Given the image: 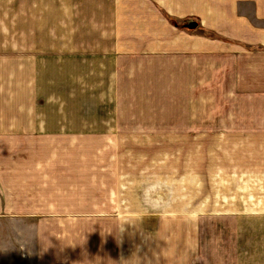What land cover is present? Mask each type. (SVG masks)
Wrapping results in <instances>:
<instances>
[{"label":"crops","instance_id":"crops-1","mask_svg":"<svg viewBox=\"0 0 264 264\" xmlns=\"http://www.w3.org/2000/svg\"><path fill=\"white\" fill-rule=\"evenodd\" d=\"M56 4L0 0V264H264V205L229 261L194 207L135 205L201 176H256L264 199V0H70L58 22ZM169 136L200 143H176L174 176L125 160L124 137Z\"/></svg>","mask_w":264,"mask_h":264},{"label":"rangeland","instance_id":"rangeland-1","mask_svg":"<svg viewBox=\"0 0 264 264\" xmlns=\"http://www.w3.org/2000/svg\"><path fill=\"white\" fill-rule=\"evenodd\" d=\"M56 20L57 22L62 19V11L63 7L65 6L64 3L69 2L70 0H56ZM72 5L69 6V9L73 12V6H78L79 0H71ZM136 7V6H135ZM142 15V14H141ZM105 19H107L105 17ZM169 19H171L169 17ZM74 24H72V28H85V24H81L80 17L74 16ZM110 24V19H107ZM139 20V17L138 19ZM58 26V25H57ZM72 29V30H73ZM210 35H218L219 32L211 29ZM75 47H79L80 43H76L74 45ZM132 139V137H124L123 138V144L128 145L129 143L131 146L134 144L135 151H126L123 152V154L126 155L125 160L127 159H135L136 160V166L139 164H143L144 160H154L156 158H160V156L167 155V161L169 162L168 166L164 168H153L152 170L156 172L157 174L163 175L166 173L167 175H175L176 168H175V161L177 158V154L175 152V145L176 143H183L181 141V138L177 137H163V138H155L154 140H149L151 138L149 137H135V142L130 141L127 142L128 139ZM192 137H190V141L187 142V140H184V145L186 143L188 144H200L198 142L192 143ZM157 140V141H155ZM202 142V141H201ZM205 143H207L206 138L204 139ZM155 144V146H154ZM158 144H161L162 148L166 147L167 152L160 153L158 151ZM186 149V148H185ZM131 150V149H130ZM193 153L191 151H185L184 155L186 156H199L201 159H203L204 163H208L209 161V155H213L215 153H209L207 151H200L199 155H192ZM145 158V159H144ZM163 160V159H162ZM172 162V163H171ZM171 165V167H169ZM201 182L197 184H185L184 188L185 190L188 189L190 191L189 198L184 197L182 201H178L175 197V185L173 184H163L161 185L162 191L160 193H152L149 192V185H139L138 190L136 192L137 200L135 201L136 205V211H142L143 208H150L151 210H172L176 207H180L181 202H184V208H192L194 207L195 210H197L200 213L201 217V225H210L214 226L216 229H220L215 235H213V238H215V242L213 243L216 247V259L218 260L220 257H223L225 259L232 260L233 258L231 256H235L234 250H230L232 241L234 238L236 239V226L238 222L240 221V218L242 215H239L240 213L248 212L252 208L256 207V204L258 203L261 205V207L264 205V199L258 200L256 198V188L260 186L262 188V184L256 183V176L251 177H235L232 176L230 178H227L229 180L228 183H211L209 181L208 176H201L200 177ZM222 179V178H217ZM241 180L244 182L242 183ZM194 189V198H191V191ZM124 191V190H123ZM127 194L123 195L126 197ZM145 196V197H144ZM151 197V199H150ZM131 202L127 199H121V203H128ZM162 204V205H159ZM144 204V205H143ZM183 211V209L181 208ZM236 214V215H232ZM251 214V212H249ZM125 219L128 218H136L134 217H122ZM169 219H176V216H170ZM207 218H210L208 220ZM245 222L247 225H249L248 230V241L249 243H254V234H251L254 232V225L256 224V216L254 215H246L245 216ZM211 223V224H209ZM230 236L231 238H228L226 236ZM207 242L203 241L201 239V245H205ZM230 251V252H229ZM243 252L246 253V256H250L251 259L254 260V248H244ZM205 254V255H204ZM201 258H208V255L206 253H200ZM245 256V254H244Z\"/></svg>","mask_w":264,"mask_h":264}]
</instances>
